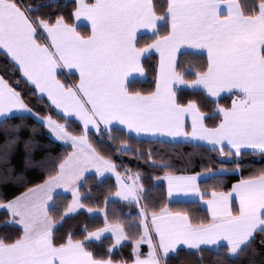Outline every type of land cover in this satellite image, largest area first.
Wrapping results in <instances>:
<instances>
[{"label":"snow or ice","instance_id":"obj_1","mask_svg":"<svg viewBox=\"0 0 264 264\" xmlns=\"http://www.w3.org/2000/svg\"><path fill=\"white\" fill-rule=\"evenodd\" d=\"M0 264H264V0H0Z\"/></svg>","mask_w":264,"mask_h":264},{"label":"trees","instance_id":"obj_2","mask_svg":"<svg viewBox=\"0 0 264 264\" xmlns=\"http://www.w3.org/2000/svg\"><path fill=\"white\" fill-rule=\"evenodd\" d=\"M149 79H151V77H149ZM143 147L145 149H147L149 146L148 145H144ZM154 147L159 148L161 146L156 145ZM167 151L170 152V153H173V152H175V153H183V152H187V151H192V149L189 148L187 145H176L175 147L167 146ZM125 163H128L127 159L125 160ZM132 163L135 164L136 162L133 161ZM197 170H199V169H197ZM232 182H234V180H231V179L228 180L229 184L232 183Z\"/></svg>","mask_w":264,"mask_h":264},{"label":"crops","instance_id":"obj_3","mask_svg":"<svg viewBox=\"0 0 264 264\" xmlns=\"http://www.w3.org/2000/svg\"><path fill=\"white\" fill-rule=\"evenodd\" d=\"M71 77H69V79H70Z\"/></svg>","mask_w":264,"mask_h":264}]
</instances>
